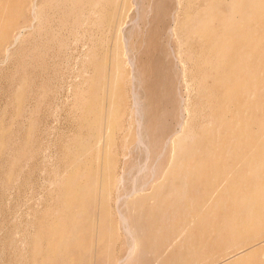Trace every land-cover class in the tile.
Instances as JSON below:
<instances>
[{"label": "rangeland", "instance_id": "rangeland-1", "mask_svg": "<svg viewBox=\"0 0 264 264\" xmlns=\"http://www.w3.org/2000/svg\"><path fill=\"white\" fill-rule=\"evenodd\" d=\"M30 1L31 0H18V1L15 0L14 2V0H0V6H1L0 7L1 8L0 9V12H1L0 13V37L3 39L2 40L0 38V112H1L0 120L2 121L3 119L2 121L3 123L0 121L1 122L0 133L2 132V134L0 135L3 136V132H4V136L3 137L1 136L0 138V139H3V142H0L2 143L0 144V151H1L0 160L3 159L2 161H0V264H23V262L24 264H26V262L28 264H127L124 262L126 255H127V250H128V247H127L128 244L126 242L127 236L123 232L124 230L122 229V227H119L121 225H119L120 224L119 219L117 218L118 217L117 209L118 208L126 209L127 202L129 201V198H127L126 195L130 194L135 186L141 187L142 185H146L145 189H147L146 191L149 192L151 189H153L157 185L158 180L161 178L162 173L164 172V170L166 169L168 165L169 147L167 144L168 143L167 140H169V138L172 137V135H174L177 131H180L179 125L181 121H183L181 119L184 118L183 116H181L182 115L181 108L183 105L182 104L183 99L186 98L188 95H190L192 102L197 101V97H195L196 95L189 94L188 89L186 88L187 89L186 90L184 88L186 86L183 83L182 68H180L182 67L180 56H182L185 53L184 51L181 50L182 49L181 47L183 45L182 39L184 41L185 38L187 37L191 24L189 22V19L186 20V18H184L185 16L180 14V9L178 8V3H177L178 0H117L116 2L114 1V3L110 5V8L107 12V16L109 17L107 21L104 23L103 30L100 33L101 36L99 38V42L97 45V55L99 56H96V58L93 59V61L97 63L98 69L96 73H93V77L95 78V81H94L95 83L93 84L92 90L93 92L98 91V90L99 91L94 93V95L96 96H92L91 95L92 91H90L87 94V98L88 97L91 99L93 98L94 99L93 103L95 104H93V106L89 105L88 102L91 103V99L88 98L89 99L87 102L88 106L85 107L86 103H84L83 105H81V107L79 106L80 108H78L76 107V105L74 106V100L76 99L77 92H79V84H80L79 78H80V72H81L80 68H82V65H81L83 63L82 61L85 62V58L83 57L82 59L81 57L87 51V49L86 50L83 49L84 47H86L85 46L86 42L85 43L84 42L75 43L74 41H68L65 43L71 47L67 45L65 46V44L63 46L59 44H55L52 47L54 51L53 58L52 56H50L47 58L38 57L34 59H29V58L26 59L25 56L29 54L28 52H30V50L27 51V49L29 45L32 42H34L36 38V34L32 35L31 37L28 36L25 42L26 46L24 44L21 46L22 48L19 47V44H16L14 46L12 43H13L14 35L18 36L22 32L27 35V32L30 31L28 29H24V26L29 25L32 21ZM118 8L122 10H119ZM7 10H10V11L8 12ZM113 10H117V11L113 12ZM179 14H180V17H179ZM187 23L189 25H187ZM121 29L125 34L121 31ZM119 32L121 33L122 36L120 35ZM117 34H118V38H117ZM116 38L118 40H121V42L117 41ZM100 40H102L103 42H101ZM10 41H12V43ZM119 42L122 45L118 44ZM195 43L196 41H193V42L189 41L187 43L188 45L187 48L196 50L197 44ZM8 44H10L11 46L12 45L14 46L15 52L7 60L5 54H6V48L10 46ZM119 45H121L120 48H117ZM126 46L128 50H126ZM67 47L69 48V50H67L68 49ZM117 50L120 52V54H118V57L116 56L118 52ZM256 52L255 53L258 54V57L256 54H254V56L251 58V61H253V63H256V64H254V66L252 65L251 68H253L254 70L255 69L262 70V78L260 79L259 86L261 89L264 90V77H263L264 76V73H263L264 72V42L262 43V45L259 47V49ZM65 53H68V54H65ZM121 53H122L124 60L120 56ZM16 54L19 56V58ZM77 56H79L80 58ZM22 58H25V59L22 60ZM113 58L115 59L113 60ZM120 58H122L121 59L122 61L120 60ZM75 59L79 60L80 62ZM9 60L10 61L13 60V61L10 62ZM26 60L28 61L25 64ZM22 61H24V63H22ZM114 61H116V64ZM257 61H260V62H257ZM20 63H22L21 67H20ZM120 63L121 65L119 66ZM29 65L31 66L29 67ZM188 65H189V71H191L195 64L189 63ZM26 66H28L29 69ZM117 66H119L121 69H120L119 74L115 75V73H113L112 71H115L114 68L115 67L117 68ZM258 66H260V68ZM123 69H124V72H123ZM19 70L24 71V72H21L20 74V72H18ZM100 70H101V73H98L100 72ZM77 71H79V73ZM108 71L109 73L107 74ZM134 71L136 72L135 74L138 75V76L136 75V77L139 80L137 81L136 86L131 81V76H132L131 73L134 74ZM13 72L14 73L16 72V75ZM22 76L23 78H25L24 76L29 77L28 82H31V80L33 79V82L31 83L32 85L30 83L28 85V82H27V87L25 89L27 92L24 90L25 92L22 96V99L20 102H18V105L20 106L19 107L17 103H14L15 101L13 97L16 91L15 89H17L18 87L17 84L19 85V83L22 81V78H20ZM101 77L102 78L106 77V78L103 79L104 81H101ZM113 77H114V81L113 79L111 80V78ZM98 78L100 81H97ZM11 79H13V82H11L12 81ZM18 79L20 82L18 81ZM116 81H117V84L113 88L112 84H114ZM222 82L223 81L219 79L217 82L211 81L209 82L210 84L207 83L208 84L207 88L209 87L213 91L210 98H212V101L215 104L217 103L216 108H215L217 110L219 108L217 106L223 104L224 101L226 102V100L229 98L227 95L225 97L224 83ZM76 84L78 85V87ZM119 84L122 86H120ZM213 85H216V86L213 87ZM118 88L119 89L122 88V89L119 91ZM138 88L140 89V91ZM29 90L32 93L31 92L29 93ZM135 90L139 92V95L141 96L140 97L141 101L143 102L142 106H144L143 107L144 108L143 110L144 111L143 112L144 114L143 125L144 126H143L142 131L145 133V135H147L145 136L143 133V135L145 136V139L149 138V139H146L147 144L149 143L148 152L147 150L144 151L143 146L140 145V143L138 142V135H137L138 125H137V120L135 119L137 117L135 116L136 112L133 111L135 110V108L133 109V107H135V101L133 100L134 97L132 96L134 95ZM42 91L44 92V94L42 93ZM118 91H119V94L121 93L120 95L118 94ZM9 94L10 95L13 94V97L11 96V102H9L10 100ZM26 94H28L29 97ZM263 94H264V91H263ZM41 95H42V99L40 97ZM100 95L101 97H99ZM112 95H115V96L112 97ZM116 95L117 96L119 95V97H117ZM71 97L72 99H70ZM109 97L113 98L115 102H117V104L119 105H117V111H115L116 115L114 113L112 117L113 120L114 119L116 120V121L114 120L116 128L114 127L112 135H109V137H107L105 134L106 132H102V131L98 132L97 127L99 128V126H102L103 123L106 124L104 120L103 121H98V120L100 118H103V116L105 117L106 115L105 113L106 106L110 102L109 99H111ZM101 98L103 99L104 102L101 100ZM215 98L217 100L221 99L223 103H220V101L217 102ZM241 98H244V96L242 97V95H239L240 103L243 101V99ZM7 100H8V103H7ZM117 100L120 103H118ZM26 102L27 103L29 102V104H27ZM11 103H12V106H10ZM1 108H4V109H1ZM77 108H78V112H77ZM15 109L17 111L20 110L18 111V114L16 113L17 111H15ZM2 110L6 112H2ZM81 111H85L84 114H82L83 112ZM11 112L12 113L14 112V114H12ZM118 112L121 115V117L120 115H118ZM6 113L7 115L5 116ZM9 114L12 116L15 115V117H12L13 119L11 120V116L10 118L8 116ZM21 114H22V119L19 118ZM99 115H102V116H99ZM7 116L10 120H8ZM18 118H19V121L21 122L17 121ZM30 119L33 120L34 122L33 121L31 122ZM94 119L96 121H94ZM92 120L94 122L93 125H91ZM120 120H122L121 124H120ZM5 121H10V122L17 121V123L21 124V126H24V128L19 125L20 126L19 128L21 129L23 128L22 131L21 130L19 131L17 127L18 126L17 123L14 124V122L13 123L11 122V123H8L9 125H7L6 124L7 122L5 123ZM2 124L4 128H2L3 127ZM4 124L7 126L5 127ZM11 124H12V127H11ZM89 125H91V127ZM13 127L15 129H12ZM32 128L34 131L31 130ZM89 128L93 129V131L97 132L100 135L97 134L95 136L96 138L94 137L93 141L94 143H96L94 146L95 147L94 152L89 157V159L85 162L84 167H82L83 168L82 170L83 172L85 171V173L87 174H90V175L92 174L91 176L93 179L91 180V183H94V181L97 180L99 185L97 189L95 187L93 194H90L89 196H87L89 198L86 202L76 203V205L78 204L77 205L78 208L76 207L77 209L75 208V210H79V211L77 212L74 210L66 211L67 209H64L65 208L64 200L63 199L59 200L57 196H56V199H54V196L56 195V193L59 195L58 191L56 192L57 189L56 190L52 189L51 191L53 192V194L55 193V195L50 196L52 193H50L51 191L48 188L50 187L51 189L52 186L50 182L53 181L52 179L53 175L54 177L56 175L54 174L53 170L58 171L59 169V171H62L64 169H67L64 167H66V164L68 163V161H70L69 158L72 159L73 152L75 153V150H76L75 143L76 142L73 143L75 141L73 140L74 134L76 135L74 137L75 139L77 138L79 133L80 134L86 133L88 130H90ZM16 129H18L17 131H19L21 134H15L17 132ZM26 129H27V132H26ZM28 131L30 132L31 136L29 135ZM8 132H9V135H11V139L13 142H11ZM18 135L19 137L21 135L20 140H19ZM13 136H15L14 138L16 141L18 139L19 141V142L17 141L18 145L20 141H22L19 146L17 145L16 141L13 140L14 139ZM102 136L105 137V139ZM27 137H30V138H27ZM25 139L27 141H24ZM8 140L10 141L11 144L8 142ZM95 141H98V142H95ZM25 142H26V145L28 144V142L29 144L31 143V145L29 146L27 145L26 147ZM66 142H68V144ZM65 143L67 144V146H69L70 149L66 145H64ZM9 144L10 145L13 144V146H11V150H9L10 148ZM103 144H105V146ZM96 145L98 148H96ZM30 147H31V150H30ZM101 147L105 150L104 152H102L103 149ZM25 148L26 149L29 148V149L26 150ZM99 148H101V151ZM112 148L114 149V151L112 150ZM6 149H8L7 152H4V156L1 157L3 155V151H6ZM13 149H15V152L12 151ZM16 149L21 150V151L18 152V150ZM28 150L30 151L28 152V154H26L25 152H27ZM70 151L72 154H70ZM24 153L29 156L31 155L29 161H28L29 158H27V156ZM18 155H22V157ZM103 155H106V157ZM15 157L16 158L19 157L17 158L18 163L15 162L14 164H11L12 163L11 161L14 160ZM61 157H62V160H61ZM96 157H99L100 159L99 158L96 159ZM8 158L10 159V161L8 160ZM25 159H26V162L28 161L26 165H25ZM107 159L109 161H107ZM97 160H98V163H97ZM5 162L8 163V165ZM48 162L49 164H51L50 166L48 165ZM53 162L55 164V167H57L56 165H58V169L54 167V164H52ZM21 163H24L25 165L24 170H23L24 166L23 164L21 166ZM107 163H109L108 164L109 166L107 165ZM52 165L53 167H51ZM4 166L6 168V171L3 168ZM9 166H11L10 169L8 168ZM13 167H16L15 171L12 170V169H15ZM107 167L108 168L112 167V168L108 169ZM20 169H22L23 171ZM111 169H114V175H113V170ZM19 170L20 172L21 171L22 172L20 173ZM95 170H97L98 172ZM103 171H106L107 175L104 174ZM154 171H157V173ZM13 172L15 173L13 174ZM48 172L50 173L52 172L51 175ZM18 173L20 176L16 175ZM100 173L102 174L103 178L106 177L107 179H112V180H110V182L109 180H106V181L104 180L102 182L101 179L103 178L101 177ZM97 174H99L98 177H97ZM12 175L14 177L16 175L15 180L12 179L14 178L12 177ZM107 176H110V177L108 178ZM153 176L155 178H153ZM18 177H19V180H18ZM47 180H49L48 181L49 183L46 182ZM105 183L107 186L105 185ZM107 183H110V184L112 183V185L107 184ZM100 189H104V190H100ZM47 190H49L50 195H48L49 193L47 192ZM106 193L110 194V195L107 194L109 197L106 195ZM96 195L97 197L94 198ZM49 199L50 200L53 199V200L50 201ZM117 200L119 203H117ZM55 202H56V205H55ZM99 203L101 204L99 205ZM123 203H125L124 204L125 206H122ZM102 204H103V207H102ZM105 204H106V208H105ZM57 207H60L59 209H60L61 215L59 212H58L59 214L57 213ZM88 207L90 210L88 209ZM101 208L102 209L104 208V209L102 210ZM43 209H45V211ZM46 209L49 213L48 215H47ZM104 210L106 211L103 212ZM42 211L46 213L44 214ZM81 211L82 212L86 211L85 212L86 214L84 212L81 213ZM88 211L91 212V214ZM41 213L43 214L40 216ZM103 213L106 214L105 217H103L104 216ZM51 214H54V216ZM81 214H84V216ZM99 214L100 216H102V218H100ZM130 215L132 217L134 216L133 213H130ZM50 216L52 217L50 218ZM35 218L41 220L39 222V225L38 224L36 225V229L39 230L41 233V238L38 241H36V245L35 243L33 244L35 247L33 245H30V247L33 249L32 250L29 246L28 248L27 246L26 248L22 246L23 245L21 243L22 241H19V238L20 240H23V237L26 235L28 231L25 229L31 228L30 222ZM72 219L74 220V223L72 222L73 221ZM82 219L85 221H80ZM67 220H68V223H66ZM59 221H61L60 223H62V226L65 225L63 226L64 228L61 227ZM99 221H104L107 223H103ZM110 222L112 224L114 222L115 225L113 224L112 226ZM47 223H50V227ZM70 223L72 224L73 229L71 227H68V226H71ZM84 223L86 224L87 227L85 226ZM79 225L81 226L83 225L82 227L80 226L81 227L80 231H82L83 233L81 232L82 233L81 235H76L75 232L77 233L79 232L78 231ZM93 225H95L94 226L95 228L93 227ZM100 225H101V228L103 229L105 228V226L107 228L110 225L111 227H113L112 233H105L103 235H99L98 233H95L94 234L95 236H94L92 234L93 229L97 230L100 227ZM39 226L42 228L38 229ZM59 226L61 227V229L57 230ZM62 229H64L63 231L66 230L65 232H67L69 236L74 237V238L76 237V240L78 237L79 239L77 243L78 244L80 243V244L79 245L77 243H75L76 245L65 244L64 241H62L63 235L65 234L64 232L62 235V232H63L61 231ZM242 231L243 232H240L237 236H234L233 238H231L232 244L223 245V248H222L223 250L220 249L221 245L211 246L210 249H208L209 247L205 248V251L200 252L201 254L200 258L196 260H199L200 264H211V263L212 264H228L232 261H235L237 258L242 256V254H247V256L241 259H246V258L256 259V258L261 257L262 261L264 262V257H263V254H264V239H263L264 238V221L260 223L257 228L250 229L247 227V228L242 229ZM89 233L90 235H88ZM78 234H80V232ZM98 235L99 237H97ZM52 236L56 240V242H54L55 240L52 238ZM92 236L95 237V240L90 241V237L92 238ZM101 236H104L102 237L103 240ZM59 237H61L60 238L61 241H58ZM48 238L49 239L51 238V239L49 240ZM175 238H176L175 236H166L163 239H160V241L156 243L149 244L144 254L142 255V257L138 260H134L130 264H164V262H167V257L170 256L171 254H174L177 250V244L175 243ZM101 242L103 243V245H101ZM37 244H38V247L36 248ZM83 246L87 252L85 251V249H83ZM88 246L90 249L88 248ZM98 246H100V248ZM103 246H105V248H103ZM69 247H72V249H70ZM24 248L27 249V251L29 249V252L28 253H26L27 251L24 252L25 250ZM21 249H24V250H21ZM38 249L40 251H38ZM67 249L70 250L71 252L74 251V253L67 251ZM74 249L75 250L77 249V251L75 252ZM219 250L222 251L221 253H223L224 256L223 254L219 253ZM22 251L24 252V254ZM30 252H32L31 257H30L31 255ZM66 254H70V257H68L69 255L66 256ZM20 255H23L24 257L29 258L28 261L26 260L27 258L24 260L23 256L20 258L19 257ZM214 255L219 256V258ZM33 257H35L34 260L32 259ZM32 261H34V263Z\"/></svg>", "mask_w": 264, "mask_h": 264}, {"label": "bare ground", "instance_id": "bare-ground-1", "mask_svg": "<svg viewBox=\"0 0 264 264\" xmlns=\"http://www.w3.org/2000/svg\"><path fill=\"white\" fill-rule=\"evenodd\" d=\"M31 1H30V3H31L30 10L32 13V15H31L32 21L29 25L24 26V29H28L30 31L27 32V35L23 32L21 34H19L18 36L14 35L13 43H12V41H10V42L14 46L16 44H19V47L22 48L21 46L25 44L27 37L28 36L31 37L32 35L36 34V38H35L34 42H32L27 49V51L30 50V52H28L29 54L28 53H27L28 55L25 54L27 56V57L25 56L26 59L27 58L34 59V58H38V57H40V58L46 57L47 58L50 56H52V58H53V55H54L53 52L54 51H53L52 47L55 44H59V45L63 46L68 41H74L75 43L76 42H78V43L79 42H82V43L86 42V45H85L86 47L83 48L81 46L83 49H85V50L87 49V51L85 54H83V56L81 55L82 59H83V57L85 58V62L82 61L83 63L81 64L82 68H80L81 72H80V78H79V80H80L79 92H77L76 99L74 98L75 99L74 100V106L76 105V107L80 108L81 105L86 103L85 107H87L88 106L87 102L89 99H91L89 97H88L89 99L87 98V94L90 91H92L91 95L96 96V95H94V93L99 91L98 90V91L93 92L92 87H93V84L95 83L94 82L95 78L93 77V73H96L97 69H98L97 63H95L93 61V59L96 58V56H99V55H97V45L99 42V38L101 36L100 33L103 30L104 23L107 21V19L109 17V16H107V12L110 8V5L112 3H114V1L116 2L117 0H31ZM1 2H3V1H1ZM14 2H15V0H14ZM177 3H178V8L180 9V14L184 15L185 16L184 18H186V20L189 19V22L191 24L190 28H189V32L187 34V37L185 38L184 41L182 39L183 45L181 47L182 48L181 50L185 52L182 56H180L181 57V63H182L181 64L182 67H180V68H182V80H183L184 85L186 86L184 88L188 89L189 94H192V95L195 94L196 95L195 97H197V101L192 102L190 95H188L186 98L183 99V103H182L183 105L181 108L182 109V112H181L182 115L181 116H183L184 118L181 119L183 121H181V123L179 125L180 131H177L174 135H172V137L169 138V140H167L168 141L167 144L169 147L168 165H167L166 169L164 170V172L162 173L161 178L158 180L157 185L153 189H151L149 192L146 191L147 189H145L146 185H142V183H141V185H142L141 187L135 186L130 194L126 193L127 194L126 197L129 198V201L127 202V205H126L127 206L126 209H121V208L117 209V213H118L117 218L119 219V223H120L119 225H121V226H119L118 224L117 225L119 227H122V229L124 230L123 232L127 236L126 242L128 244V246H127L128 250H127L126 258L124 260V262L127 264L132 263L134 260L140 259L142 257V255L144 254V252L147 249V246L149 244L156 243V242L160 241V239H163L166 236H175L176 237L175 243L177 244V250L174 254H171L170 256L167 257V262H164V264H200L199 260H196V259L200 258V256H201L200 252L205 251V248L209 247L208 249H210L211 246L221 245L220 249H222L223 245L232 244L231 238H233L234 236H237L240 232H243L242 229L247 228V227L250 229L257 228L258 225L264 221V94H263L264 90L261 89L259 86L260 79L262 78V70L261 69H260L261 71L258 69L254 70L253 68H251L252 65L254 66V64H256V63H253V61H251V58L254 56V54L258 53L256 51L259 49V47L264 42V0H178ZM15 8H16V6H15ZM119 10H122V9H119ZM7 11L9 12L10 10H7ZM114 11H117V10H113V12ZM180 14H179V17H180ZM7 16H9V15H7ZM111 17H113V16H111ZM117 25H119V24H117ZM187 25H189V24L187 23ZM119 28H120V26H119ZM121 31H122V29H121ZM120 35H121V33H120ZM117 38H118V34H117ZM116 39H114V40H116ZM100 41L103 42L102 40H100ZM117 41L121 42V40H118V39H117ZM187 41L188 42L189 41H192V42L196 41V43H195V44H197L196 50H192V49L187 48L188 47ZM120 42L118 44H121ZM8 45H10V44H8ZM13 45L12 46L10 45L7 48L5 47L6 48V54L5 55H6L7 60L15 52ZM66 45L67 44H65V46ZM70 45H72V44H70ZM121 45H119L117 48H120ZM25 46H26V44H25ZM67 46H69V45H67ZM69 47H71V46H69ZM5 48H4V50H5ZM56 48H58V47H56ZM67 50H69V48ZM124 50H123V52H124ZM126 50H128L127 46H126ZM116 52H115V54H116ZM118 52L116 54L117 57H118V54H120V52L119 53ZM68 53H65V54H68ZM112 53H114V52H112ZM112 53H111V55H112ZM115 54H113V55H115ZM256 55L258 57V54H256ZM120 56L123 58L122 53ZM77 57H79V56H77ZM113 57H115V56H113ZM18 58H19V56H18ZM25 58H22V60H24ZM122 58H120V60ZM77 59H75V60H77ZM114 59L115 58H113V60ZM16 60H17V58H16ZM28 60H26L25 64L27 63ZM123 60H124V58H123ZM12 61H10V62H12ZM77 61H79V60H77ZM38 62H37V64H38ZM114 62L116 64V61H114ZM257 62H260V61H257ZM22 63H24V61H22ZM22 63H20V67H21ZM130 63H131V61H130ZM189 63L195 64L191 71H189V65H188ZM43 64H44V62H43ZM120 65H121V63L119 64V66ZM30 66L31 65H29V67ZM119 66H117V68L116 67L114 68L115 71H112L113 73H115V75L119 74V72H120L121 68ZM26 67H28V66H26ZM26 67H24V68H26ZM29 67H28V69H29ZM258 67L260 68V66H258ZM17 69H18V67H17ZM80 69H78V70H80ZM20 70H22V69H20ZM20 70L18 71V72H20V74H21V72L25 71V69H24V71H20ZM39 72H41V71H39ZM77 72L79 73V71H77ZM112 72H110V73H112ZM123 72H124V69H123ZM11 73H12V71H11ZM98 73H101V70ZM108 73H109V71L107 72V74ZM135 73L136 72L134 71V74L131 73L132 76L131 75L130 76H131V81L136 86L137 81H139V80L136 77L137 74H135ZM14 74L16 75V72ZM33 76H34V74H33ZM24 77L25 78H23V76L20 77V78H22L21 82L18 79V81L20 83H19V85L17 84L18 87H17V89H15L16 90L15 94L13 92L14 97H13V94H11V95L9 94V98H10L9 102H11V96L14 98V101H15L14 103H17V105H18V102L21 101L22 96H23L24 92L26 91L25 89L27 87V82H28V78H29L26 76H24ZM35 77H37V76H35ZM99 78L97 79V81H100ZM104 78H106V77H103V78L101 77V81H104L103 80ZM112 79L114 81V77L111 78V80ZM115 79H116V77H115ZM219 79L221 81H223L222 83H224L225 97L227 95L229 98L227 97L228 99L227 100L225 99L226 102L223 100L224 103L221 101V99L217 100L215 98L217 100V102L220 101V103H223V104L217 106V107H219L217 110V109H215L217 103L215 104L212 101V98H210L213 91L211 90V88H209V87L207 88V85H208L207 83H209L211 81L217 82ZM11 80H12L11 82H13V79H11ZM29 81H30V79H29ZM106 81H105V83H106ZM32 82H33V79L31 80V82H28V85H29V83L31 84ZM116 84H117V81L114 84H112V87L114 88L116 86ZM212 84H214V83H212ZM11 86H9V87H11ZM120 86H122V85H120ZM215 86L216 85H213V87H215ZM77 87H78V85H77ZM133 88H135V87H133ZM121 89H119V91ZM41 90H42V88H41ZM119 91H118V94H119ZM139 91H140V89H139ZM219 91H221V90H219ZM30 92L31 91L29 90V93ZM111 92H112V90H111ZM116 92H117V90H116ZM134 92H135L134 95H132V94L131 95L134 97L133 100L135 101V107H133V109L135 108V110H133V111L136 112L135 116L137 117L135 119L137 120L138 134H137V132H136V134L138 135V142L140 143V145L143 146V150L144 151L147 150V152H148L149 151L148 150L149 149L148 148L149 143L147 144L146 139H149V138L145 139V136H147V135H145V133L142 131L143 126H144L143 125V123H144L143 122V120H144L143 119V116H144V114H143L144 108L143 107L144 106H142L143 102L141 101V98H140L141 96L139 95V92L137 90H135ZM42 93L44 94L43 91H42ZM26 95H28V94H26ZM42 95L40 96L41 99H42ZM119 95L118 96L116 95V96L119 97ZM213 95H214V93H213ZM239 95H242V97L244 96V98H241V99H243V101L241 103L239 102ZM30 96H31V94H30ZM73 96H75V95H73ZM113 96H115V95H112V97ZM28 97H29V95H28ZM99 97H101V95ZM109 98H111V97H109ZM120 98H122V97H120ZM222 98H224V97H222ZM70 99H72V97ZM101 100L103 101L102 98H101ZM101 100H100V102H101ZM109 100H110V102L108 104L107 102ZM109 100L106 102L108 105L107 104H106L107 106L105 105L106 106L105 117L103 116V118H100L98 120V121L104 120L106 124L103 123L104 125L102 124V126H99V128L97 127L98 132H101V131L106 132L105 134L107 137H109V135H112L113 128L115 127V122H114L115 119L113 120L112 117H113L114 113L116 115L115 111H117V105H119V104H117V102H115V100L113 98H111ZM93 102H94V99L92 98L91 103L88 102V104L93 106V104H95ZM7 103H8V100H7ZM12 103H13V101H12ZM12 103H11V105L10 104L9 105L12 106ZM118 103H120V102L118 101ZM24 104H25V102H24ZM27 104H29V102ZM120 105H122V104H120ZM85 107H84V109H85ZM4 108H6V107H4ZM4 108H1V109H4ZM78 108H77V112H78ZM82 110H83V108H82ZM15 111H17V110L15 109ZM18 111H20V110H18ZM18 111L16 112L17 114H18ZM2 112H6V111L2 110ZM81 112H83L82 114H84L85 111H81ZM79 113H77V114H79ZM121 113H122V111H121ZM12 114H14V112ZM6 115H7V113L5 114V116ZM118 115H120L119 112H118ZM118 115H117V117H118ZM8 116H9V118L11 116V120L13 119L12 117H15V115L12 116L10 114ZM8 116H7V118H8ZM87 116H88V114H87ZM99 116H102V115H99ZM25 117H24V119H25ZM120 117H121V115H120ZM9 118H8V120H10ZM19 118L22 119V114L20 115ZM19 118L17 121H19ZM2 121H3V119H2ZM17 121L16 122L13 121L14 124H16ZM30 121L32 122L33 120L30 119ZM94 121H96V120L94 119ZM121 121L122 120H120V124L122 123ZM1 122H0V125H1ZM11 122L5 121V123L7 125H9L8 123H11ZM19 122H21V121H19ZM91 122H92V124L91 123L90 124L93 125L94 124L93 120ZM7 125H5V127ZM19 125L21 126V124H18L17 127H18L19 131L20 130L22 131L24 126H21V127H23L21 129V128H19L20 127ZM91 125H89V126L91 127ZM2 126H3V124H2ZM11 127H12V124H11ZM2 128H4V126ZM15 128H16V126H15ZM15 128L13 127L12 129H15ZM18 129H16V131ZM0 130H1V128H0ZM31 130H33V128ZM90 130H88L86 133H83V134H80V133H79V135L77 134L78 136L75 139H74V137L76 135L74 134L73 140H75V141L73 143L76 142L75 143L76 144V147H75L76 150L74 149L75 153L73 152V154L70 151V154H72L73 157H72V159L69 158L70 161H68V163L66 164V167H64L67 169L59 171L58 165H56L57 167H55L54 162L52 163V164H54V167L56 169H58V171H54L53 170L54 168L52 169L54 174H56V175L54 177V175L52 174L53 175V177H52L53 181L50 183H51V186L53 188L51 187V189H50V187H49L48 189L50 191L52 189L53 190L57 189L56 192L58 191L59 195L57 193H56V195H55V193L53 194L52 191L50 192V193H52L50 195L49 190H47V192L49 193V194L48 193L47 194L50 196L55 195L54 199H56V196L59 200L63 199L64 203H65L64 209H67L66 211H73V210L76 212L79 211V210H75V208L78 205V204L76 205V203L86 202L89 198L87 196H89L90 194H93L95 187L97 189L98 185H99L97 180L94 181V183H91V180L93 179L91 176L92 174L91 175L87 174V173H85V171L83 172V170H82L83 169L82 167H84L85 162L93 154L94 149H95L94 146L96 143H94L93 139L98 133L93 131V129H90ZM19 131H17V132H19ZM17 132L15 134H21L20 132L19 133H17ZM26 132H27V129H26ZM143 133L145 136L143 135ZM0 134H2V132ZM8 135H9V132H8ZM8 135H6V136H8ZM27 135H28V133H27ZM29 135H30V132H29ZM98 135H100V134H98ZM1 136L2 135H0V138H1ZM3 136H4V132H3ZM9 137L11 139V135H9ZM14 137L15 136H13V138ZM18 137H19V135H18ZM20 137H21V135H20ZM20 137H19V140H20ZM27 138H30V137H27ZM103 138L105 139V137H103ZM26 139L24 141H27ZM9 140H8V142L10 143ZM13 140L16 141L15 138ZM29 140H31V139H29ZM17 141H18V139H17ZM17 141H16V143H17ZM0 142H3V139H0ZM11 142H13L12 139H11ZM21 142L22 141H20V143ZM95 142H98V141H95ZM106 142H104V143H106ZM20 143H19V145H20ZM66 143L68 144V142H66ZM66 143L64 145L67 146ZM0 144H2V143H0ZM5 144H4V146H5ZM10 144H9L10 148L8 147L9 150H11V146H13V144L12 145H10ZM14 145H15V143H14ZM17 145H18V143H17ZM25 145H26V142H25ZM27 145L29 146V145H31V143L29 144V142H28ZM27 145H26V147H27ZM103 145L105 146V144H103ZM110 145H112V144H110ZM150 145H151V143H150ZM165 145H166V143H165ZM24 146H23V148H24ZM67 147L69 148V146H67ZM16 148H18V147H16ZM96 148H98L97 145H96ZM101 148H99L100 151H101ZM27 149H29V148H27ZM114 149H115V147H114ZM114 149L112 148L113 151H114ZM7 150L8 149H6V151H3V155L1 157L4 156V152H7ZM16 150H18V149H16ZM22 150H24V149H22ZM30 150H31V147H30ZM30 150H28L27 152H25V151L24 152L26 154H28V152ZM12 151L15 152V149H13ZM20 151L21 150H18V152H20ZM104 151L105 150L103 149L102 152H104ZM108 152H109V150H108ZM111 153H109V154H111ZM30 154H31V152H30ZM5 155H7V154H5ZM11 155H13V154H11ZM15 155H17V154H15ZM67 155H69V154H67ZM18 156L22 157V155H18ZM26 156H27V158H29L28 159V161H29L31 155L30 156L26 155ZM103 156L106 157V155H103ZM99 157H96V159ZM160 157H161V155H160ZM17 158H19V157H17ZM17 158L15 157L14 160L11 161L12 163L11 162L10 163L14 164L15 162H17L18 161ZM11 159H13V158H11ZM26 159H25V165H26V163H28V161L26 162ZM54 159H52V160H54ZM94 159H95V157H94ZM2 160H0V161H2ZM8 160L10 161L9 158H8ZM61 160H62V157H61ZM98 160H97V163H98ZM107 161H109V160L107 159ZM49 162H48V165L50 166L51 164H49ZM6 164L8 165V163H6ZM22 164L24 166L23 167V170H24L25 165H24V163H21V166H22ZM108 164L109 163H107V165ZM10 167L11 166H9L8 168L10 169ZM16 167H17V165H16ZM16 167H13L15 169H12V170L15 171ZM51 167H53V165ZM3 168L6 171L5 166ZM97 168H98V166H97ZM110 168H112V167H109L108 169H110ZM157 168H159V167H157ZM9 169H7V170H9ZM20 170H22V169H20ZM20 170H19V172H20ZM111 170H113V175H114V169H111ZM95 171H97V170H95ZM106 171H108V170H106ZM106 171H103V173L107 175ZM154 172L157 173V171H154ZM7 173H8V171H7ZM14 173L15 172H13V174ZM48 173H50V172H48ZM51 173H50V175H51ZM156 173H155V175H156ZM6 174H5V176H6ZM108 174H109V172H108ZM16 175H19V173ZM16 175H15V177L12 175V177H14L12 179L15 180ZM98 175L99 174H97V177H98ZM100 175L102 177L101 173H100ZM154 176H153V178H155ZM107 177L109 178L110 176H107ZM6 179H8V178H6ZM18 180H19V177H18ZM104 180L105 181L109 180V182H110V180H112V179H107L106 177L101 179L102 182ZM150 180H151V178H150ZM48 181L49 180H47L46 182H48ZM107 184H110V183H107ZM105 185H106V183H105ZM110 185H112V183ZM150 185H151V183H150ZM100 190H104V189H100ZM106 192H107V190H106ZM107 194L108 193H106V195ZM106 195H104V196H106ZM108 195H110V194H108ZM96 197H97V195L94 198H96ZM108 197H106V198H108ZM102 198H103V196H102ZM130 198H132V199H130ZM90 199H91V197H90ZM49 200H48V202H49ZM52 200H50V201H52ZM95 201H96V199H95ZM125 202H126V200H125ZM89 203H91V202H89ZM117 203H119L118 200H117ZM51 204H50V206H51ZM100 204L101 203H99V205ZM124 204L125 203H123L122 206H125ZM55 205H56V202H55ZM82 206H84V205H82ZM89 206H91V205H89ZM102 207H103V204H102ZM59 208L60 207H57V213L58 212L60 213ZM105 208H106V204H105ZM48 209H49V207H48ZM88 209H89V207H88ZM43 210L45 211V209H43ZM105 211L106 210H104L103 212H105ZM46 212L48 215L49 213H48L47 209H46ZM83 212L81 211V213H83ZM43 213H41L40 216ZM89 213L91 214V212H89ZM95 213H96V211H95ZM130 213H133L134 216L132 217L130 215ZM79 214H80V212H79ZM103 214H104L103 217H105L106 214L105 213H103ZM51 215L54 216V214H51ZM60 215H61V213H60ZM81 215L84 216V214H81ZM81 215H79V216H81ZM99 216H100V214H99ZM51 217L52 216H50V218ZM58 217H59V215H58ZM60 218H61V216H60ZM100 218H102V216H100ZM40 221L41 220H39L37 218L33 219L30 222L31 228L25 229L28 231H27L26 235L23 237V240H20V238H19V241H22L21 242L23 244L22 246H24L25 248H26V246H27V248H28V246L30 247V245H33L34 243L36 245V241H38L41 238L40 231L36 229V225L37 224L39 225ZM57 221H58V219H57ZM80 221H85V220L82 219ZM60 222L61 221H59V223ZM72 222L74 223V220ZM99 222L107 223L104 221H99ZM66 223H68V220ZM47 224L50 227V223H47ZM63 224H64V222H63ZM108 224H109V222H108ZM113 224L115 225L114 222H113ZM113 224H112V226H113ZM42 225H44V224H42ZM60 225L62 228H64L63 226H65V225L62 226V223H60ZM74 226H75V224H74ZM80 226L81 225H79V227ZM85 226H86V224H85ZM94 226L95 225H93V227ZM106 226H107V224H106ZM106 226L104 229L101 228V225L99 227L100 229L99 228L97 230L93 229L92 234L94 235L95 233H98L99 235H103L105 233H112L113 227H111L109 225L106 228ZM34 227H35V229H34ZM59 227L57 228V230L61 229V227L60 228ZM68 227H71L73 229L72 224H71V226H68ZM79 227H78V231L80 232V234H78L79 232L78 233L75 232L76 235H81L83 233L82 231H80L81 227L80 228ZM25 228H26V226H25ZM40 228H42V227L39 226L38 229H40ZM86 229H84V230H86ZM63 230L64 229H62L61 231H63ZM91 230H92V228H91ZM61 231H60V233H61ZM65 231L62 232V235ZM52 234H54V233H52ZM88 235H90V233ZM99 235L97 237H99ZM102 237H104V236H101V238ZM21 238H22V236H21ZM52 238H53V236H52ZM60 238L61 237H59L58 241H61ZM78 239L79 238L77 237V240H76V237L75 238L71 237L68 235L67 232H65V234L63 235L62 241H64L65 244L76 245L75 243H77ZM80 239H82V238H80ZM84 239H85V237H84ZM87 239H88V237H87ZM91 240H95V237H93V236H92V238L90 237V241ZM102 240H103V238H102ZM54 242H56V240ZM92 244H93V242H92ZM87 245H85V246H87ZM101 245H103L102 242H101ZM37 247H38V244H37L36 248ZM98 247L100 248V246H98ZM69 248L72 249V247H69ZM79 248H77V249H79ZM88 248H89V246H88ZM103 248H105V246H103ZM24 249H21V250H24ZM77 249L76 250L74 249L75 252L77 251ZM83 249H85L84 246H83ZM26 251H27V249L24 250V252H26ZM38 251H40V250L38 249ZM67 251H70V250L67 249ZM85 251H86V249H85ZM208 251H207V253H208ZM24 252H23V254H24ZM28 252H29V249L26 253H28ZM221 252L222 251L219 250V253H221ZM30 253H31V255H30V257H31L32 252H30ZM71 253H74V251ZM221 254H223V253H221ZM67 255H69L68 257H70V254H66V256ZM99 255H100V253H99ZM217 255H214V256H217ZM22 256L23 255H20L19 257L21 258ZM27 256H29V255H27ZM223 256H224V254H223ZM245 256H247V254H242V256H240L235 261H232L228 264H264L261 257H260L261 259L260 258L241 259ZM217 257L219 258V256H217ZM263 257H264V254H263ZM26 258L27 257H24V260ZM34 258L35 257H33L32 259L34 260ZM28 259L29 258H27L26 260L28 261ZM73 261H75V260H73ZM32 262L34 263V261H32ZM18 263H20V262H18ZM23 264H24V262H23ZM26 264H28V263L26 262Z\"/></svg>", "mask_w": 264, "mask_h": 264}]
</instances>
